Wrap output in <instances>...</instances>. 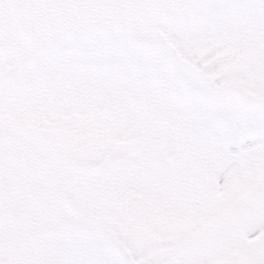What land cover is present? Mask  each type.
<instances>
[{"label":"snow or ice","instance_id":"obj_1","mask_svg":"<svg viewBox=\"0 0 264 264\" xmlns=\"http://www.w3.org/2000/svg\"><path fill=\"white\" fill-rule=\"evenodd\" d=\"M0 264H264V0H0Z\"/></svg>","mask_w":264,"mask_h":264}]
</instances>
